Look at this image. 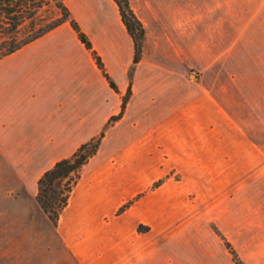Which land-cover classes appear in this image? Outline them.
Instances as JSON below:
<instances>
[{
    "label": "crops",
    "instance_id": "obj_1",
    "mask_svg": "<svg viewBox=\"0 0 264 264\" xmlns=\"http://www.w3.org/2000/svg\"><path fill=\"white\" fill-rule=\"evenodd\" d=\"M64 5L118 91L70 23L62 22L0 58V158L34 197L47 169L108 127L97 155L82 166L57 222L49 220L64 259L71 264H227V258L212 261L216 252L210 247L197 241L191 246L190 231L165 232L179 224V202L162 186L117 213L123 201L142 190L137 173L146 172L147 161L138 171L122 169L119 178L107 155L132 152L126 142L133 143L134 129L140 135L139 154H157L160 146L179 144L185 135L192 141L194 128L211 136L212 108L205 103L212 98L197 94L190 74L182 71L180 52L191 47V0H143L139 19L145 41L137 63L133 39L114 0H65ZM159 41L166 44L168 62L157 60ZM180 42L186 50L180 51ZM134 83L137 95L108 126ZM134 118L138 120L131 126ZM140 225L146 229L139 230Z\"/></svg>",
    "mask_w": 264,
    "mask_h": 264
},
{
    "label": "rangeland",
    "instance_id": "obj_2",
    "mask_svg": "<svg viewBox=\"0 0 264 264\" xmlns=\"http://www.w3.org/2000/svg\"><path fill=\"white\" fill-rule=\"evenodd\" d=\"M57 1L65 3L33 0L35 8H40H32L18 39L56 20L60 16ZM142 2L128 0L138 19ZM190 34V51L183 53L185 45L180 42L182 71L186 77L190 74L197 94L204 93L206 100L212 98L205 103L212 108L211 136L205 137L202 128H194L192 141L185 135L179 144L160 146L159 154H139L140 135L133 127V143L126 145L134 150L107 155L119 178L128 166L138 171L147 161V168L137 173L142 190L123 201L117 213L162 186L179 202V224L165 232L190 231L191 246L200 242L216 252L212 261L214 257L221 261L227 258V264H235L223 236L245 264H264V0H191ZM164 45L159 41L155 48L157 60L160 57L168 62ZM132 85L127 101L137 95L138 83ZM107 129L100 128L94 136L102 132L97 151L89 160L97 155ZM65 185L54 187L59 197L65 193ZM35 196L22 188L0 158V264H71L64 259L49 222L52 220ZM138 229L146 228L140 225Z\"/></svg>",
    "mask_w": 264,
    "mask_h": 264
},
{
    "label": "trees",
    "instance_id": "obj_3",
    "mask_svg": "<svg viewBox=\"0 0 264 264\" xmlns=\"http://www.w3.org/2000/svg\"><path fill=\"white\" fill-rule=\"evenodd\" d=\"M114 1L118 5L121 19L128 33L133 39V63H137L140 60L142 54L144 27L142 22L131 10L128 0ZM55 5L60 11V16L56 20L50 22L43 28H39V30L30 36L18 39V34L21 33L22 25L24 24L25 20L30 17L31 13H33L32 8H35L33 0H0V58L16 51L23 45L40 37L62 22L68 21L77 33L79 40L85 45L87 49L91 50V54L95 59L97 66L101 69L110 87L115 91H118L114 81L105 72L100 56L95 52V50L92 49L89 38L80 29L70 10L64 5L62 1H57ZM36 7L40 8V5H37ZM129 95L130 88L127 89L125 95L122 98L120 111L110 118L108 124L122 116ZM100 137H102V132L99 134V136L93 137L90 140L82 143L72 155L56 161L51 168L47 169L39 177L37 181L38 189L35 198L40 207L48 214L49 218L54 224L57 222L59 213L67 204L68 197L79 178L81 167L89 160L91 156L96 153ZM63 182L66 183L64 189L65 193L62 192V196L59 197V194L56 193L57 190L54 187L59 186ZM221 238L224 239L225 246L231 254L234 263L245 264V262L238 256L230 242H228L223 236H221Z\"/></svg>",
    "mask_w": 264,
    "mask_h": 264
}]
</instances>
